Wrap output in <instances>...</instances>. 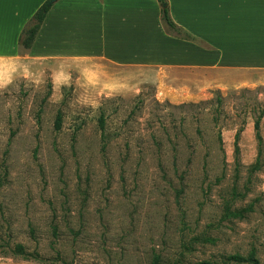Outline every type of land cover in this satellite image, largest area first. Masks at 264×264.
Wrapping results in <instances>:
<instances>
[{"label": "rangeland", "instance_id": "1", "mask_svg": "<svg viewBox=\"0 0 264 264\" xmlns=\"http://www.w3.org/2000/svg\"><path fill=\"white\" fill-rule=\"evenodd\" d=\"M259 151L264 70L22 62L0 77V264H264Z\"/></svg>", "mask_w": 264, "mask_h": 264}, {"label": "crops", "instance_id": "2", "mask_svg": "<svg viewBox=\"0 0 264 264\" xmlns=\"http://www.w3.org/2000/svg\"><path fill=\"white\" fill-rule=\"evenodd\" d=\"M45 1L0 0V77L29 59L232 75L264 70V0H166L172 23L199 46L166 33L157 0H55L22 52L19 35Z\"/></svg>", "mask_w": 264, "mask_h": 264}, {"label": "trees", "instance_id": "3", "mask_svg": "<svg viewBox=\"0 0 264 264\" xmlns=\"http://www.w3.org/2000/svg\"><path fill=\"white\" fill-rule=\"evenodd\" d=\"M54 1L55 0H46L37 9V11L33 14L31 19L29 20V22L22 29V31L19 35V38H18V46L20 47L22 52H25V51L30 49V47H31V45H32V43L36 37V34H37L45 16H46V13L50 9V7ZM157 1L160 5V20H161L166 32L168 34L174 35L176 37L180 36L181 38H184V39L190 38L186 34L182 33V31L180 29H178L170 20V18L168 16V9H167L166 0H157ZM59 119H60V117L58 115L56 127L59 125ZM254 130H255V135H256L257 142H258V147H260L262 139H261V136L259 134V119L254 123ZM259 155H260V151L258 152V156L256 157L254 164L250 167V172H258L261 169H264V162L260 161ZM16 249L18 251H21L22 247L17 246ZM226 259H227V262H233L234 264H241V263H245V262H249L251 264H256V261L252 257L242 258L238 255H235V256H229ZM200 264H212V263L203 262Z\"/></svg>", "mask_w": 264, "mask_h": 264}]
</instances>
